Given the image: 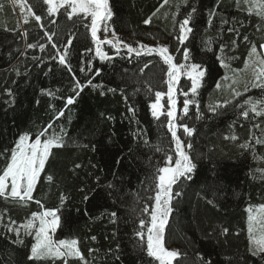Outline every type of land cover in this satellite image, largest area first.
Wrapping results in <instances>:
<instances>
[{"label": "trees", "instance_id": "trees-1", "mask_svg": "<svg viewBox=\"0 0 264 264\" xmlns=\"http://www.w3.org/2000/svg\"><path fill=\"white\" fill-rule=\"evenodd\" d=\"M25 3L41 15L39 23L30 15L25 23L24 16L28 13L22 12L15 0H0V152L12 147L19 134L28 132L34 138L50 123L49 135L62 136L65 146L52 149L33 201L22 206L15 200L0 197V264H52V261H29L33 238L24 236L21 229L24 243L13 244L16 236L6 227L10 220L16 221L12 227H19L32 212L41 211L35 200H40L46 208L60 209L61 227L55 238L77 239L88 264H149L150 258L137 247L134 233L139 219L147 218L142 212L145 204L153 203L148 199L154 195L149 185H153L156 167L164 166L165 152L172 155L174 149L164 126L166 117L154 119L149 107L155 91L167 90L164 83L167 66L156 54L137 57L122 49L116 55L109 45L103 47L112 59L101 61L95 55L90 31L84 26L90 19L69 20L63 9L55 16H48L42 0H25ZM161 4L163 0H110L114 15L108 23L126 43L134 47L138 42L168 45L179 61L182 56L176 49L182 46L174 39L177 29L173 16L179 21L193 7L197 9L191 21L194 31L184 46L191 50L195 62L207 68L194 98L202 118L196 119L197 106L191 105L182 122L195 132L190 138L181 135V139L193 145L191 155L197 168L191 180H182L175 188L182 194L172 202L173 212L165 231L166 247L181 252L178 264H204V261L264 264V259L249 251L247 232V209L264 204V143H256L257 139L264 140V116L250 112L245 119L239 107L248 108L243 102L249 97L264 98L262 89L250 88L244 92V83L252 79V73H244L250 45L255 43L258 51L264 52L259 49L264 43V18L255 11L249 13V5L243 0L239 3L219 0L218 6L217 0H187V4L183 0H169L162 8ZM157 8L160 11L152 16ZM212 9L217 15L209 25L208 14ZM150 16L151 22L145 24ZM222 19L229 23L222 24ZM229 27L238 29L239 34L228 32ZM25 31L27 36L22 35ZM45 32L55 34L53 43L61 51L72 40L68 56L71 73L51 58L56 55V49L51 47ZM100 35L103 38V33ZM208 39L214 41L212 51L202 43ZM29 43L43 44L45 48L30 49ZM221 43L227 45L224 55L235 57L228 61L227 69L217 60ZM89 48L93 51L86 52ZM89 61L91 72L87 71ZM145 64L149 66L144 68ZM81 68L85 71L81 72ZM95 69L101 70L99 75H95ZM242 73L243 81L225 84ZM225 76L230 79L224 80ZM89 79L91 85L87 84ZM77 80L85 85L82 91L76 87ZM217 83L221 84L220 88L216 87ZM180 87L182 90L190 87L186 77L181 78ZM233 89L243 95L234 97ZM69 97L74 99L71 105L67 104ZM177 99L179 113L185 97L178 93ZM226 100L231 103L215 113L210 111V105L223 104ZM129 107L135 109L134 116ZM61 111L64 115L57 119ZM181 133L182 129L178 135ZM233 135L238 139H225ZM145 139L148 144L144 143ZM245 143L249 148L241 147ZM157 145L164 151H155ZM3 164L0 160V167ZM47 175L53 176L52 182L47 181ZM61 194L66 197L63 204ZM112 212L117 214L115 223L111 222ZM224 228L228 229L226 235L222 234ZM70 264L83 262L72 259Z\"/></svg>", "mask_w": 264, "mask_h": 264}, {"label": "snow or ice", "instance_id": "snow-or-ice-1", "mask_svg": "<svg viewBox=\"0 0 264 264\" xmlns=\"http://www.w3.org/2000/svg\"><path fill=\"white\" fill-rule=\"evenodd\" d=\"M21 7V11H26L28 15L24 16V22H28V16L34 17L38 23L42 20L41 15H37L30 5L25 3V0H15ZM249 7L247 11L252 13L256 12V15L264 18V0H243ZM169 0H163V4L160 7H164L168 4ZM183 3L187 4V0H183ZM239 3V0H237ZM42 4L46 5V11L48 16H55L60 13L61 9L64 10L67 18L72 20L73 17L81 18L84 21L90 19V23H85V27L89 29L91 34V40L94 44L95 55L99 57L101 61L111 60L112 57L104 50V45H109L115 49L116 55H120L121 50L124 49L131 55L140 57L142 55H158L163 64L167 66L166 79L164 83L167 86L166 91H155L154 99L150 103L151 115L154 119L159 120L161 116L166 117L167 131L170 133L171 141L174 143V149L172 155L165 152L164 166H157L154 174L153 185H149V190L154 192L153 196L148 199L153 203L151 205L145 204L142 209L143 213L147 214V218L139 219V227L135 231L134 235L138 238L137 247L146 254L149 259V264L155 261L156 264H174V261H179L181 252L175 249H169L166 247L165 231L169 223L170 215L173 212V200L175 197H179L182 193L175 191V188L179 186L182 180H191L192 174L197 168L195 158L191 155L193 145L190 141L181 139V135L185 137H192L195 129L190 127L187 123L182 122L183 117H187L189 114L190 106H197L196 119H201L202 114L199 113V106L194 99L198 95V90L202 86V82L206 76L207 68L197 63L192 59L191 50L184 46L186 41L189 40L190 35L194 29L191 24L193 15L197 9L193 7L182 20L176 21L175 15L173 16L174 27L177 29V34L174 39L182 48H177L176 51L181 53L182 59L177 60V57L170 52L169 46L165 44H157L156 46H149L138 42V46L134 47L132 44L126 43L119 36H117L115 30L111 28L109 21L113 18V11L110 6V0H42ZM219 0H217V6ZM2 7V6H0ZM160 9L157 8L156 12H153L152 16H155ZM208 24H212V19L217 15L215 9L209 11ZM152 16L144 21L145 24L151 22ZM55 23V21H52ZM222 24L229 23L228 20L222 19ZM43 28V24H40ZM259 30V29H258ZM228 32H235L239 34V30L234 27H229ZM100 33H103L101 38ZM111 33V38H109ZM23 36H27V32L22 33ZM48 42L53 49H56V55L51 57L53 60H58V63L65 66L71 73L72 67L68 61L69 48L72 45V40L69 39L64 47L63 51L57 48V45L53 43V34L45 32ZM244 40L248 41V37L244 36ZM205 48L208 51H212V44L214 41L208 39L203 41ZM233 47L236 46V41L232 42ZM39 47L42 51L45 46L43 44H27V48ZM227 45L219 44L218 51L220 55L217 56L221 67L230 68L228 61L235 57H227L224 55ZM260 50H264V43L259 45ZM91 52L93 49L89 48L85 50ZM35 59V58H34ZM89 67L87 71H92L91 61L88 62ZM149 65L145 64L144 68ZM251 69L252 79L244 83V92H248L250 88L264 90V52L258 51L257 45L252 43L248 52V58L244 63V70ZM81 72L85 69L81 68ZM100 69H95V75L100 74ZM144 69H141L143 72ZM234 73L237 70H233ZM182 77H186L190 82V87L187 90H182L180 87V81ZM75 78V77H74ZM224 80L230 79L225 76ZM238 81L232 79V84H236ZM87 84L91 85L92 80L89 79ZM85 85L76 81V87L81 91ZM93 87H99L100 85H92ZM217 88L221 87L220 83L216 84ZM231 87V85H229ZM109 91H115V89H109ZM149 93H152V88H148ZM234 97H240L243 95L240 91L232 90ZM178 93L183 95L182 109L178 113ZM103 94V93H102ZM8 95L12 93L8 90ZM51 95V93H49ZM79 95V92H77ZM166 98V100H165ZM127 101V97H125ZM165 100V103H162ZM74 102L73 97L67 99V104L71 105ZM231 101H224L223 104L217 103L210 105V111L216 112L218 108L226 107ZM244 105H248V108H244L243 105H239L242 111V115L245 119L249 117L250 112L256 116H264V98L252 99L249 97L244 100ZM129 112L135 115V109L129 107ZM63 111L57 114V119L63 116ZM255 127H259L256 125ZM52 128L50 123L46 128L33 136L24 132L19 134L13 142L12 147L5 148L0 152V160L4 161L2 167H0V197L5 199H12L22 206H26L28 202L34 200L33 193L36 189L38 182L40 181L41 174L45 171V165L52 153V149L64 147V141L62 136L55 133L49 135V129ZM182 129V133L178 135V132ZM43 137V139H42ZM225 139L237 140L238 137L233 135L231 137H225ZM145 144H148V140L145 139ZM257 144L264 143V140L257 139ZM243 148H249V144L245 143L241 145ZM155 151H164L159 145L155 146ZM80 167L79 164L76 165ZM47 181L52 182L53 176L47 175ZM99 179V178H97ZM112 187L111 184L108 185ZM66 197L61 194V203L65 201ZM88 197L85 196V200ZM35 203L39 206L41 211H34L30 214V218L25 223L19 225V227H12L16 221L10 220V224L7 227L9 232H13L16 239L12 241L13 244H23L24 240L21 238V229H23L24 236H31L33 243L30 246V254L27 259L29 261H55L60 260L62 264H70V260L77 259L82 261L83 264H88L83 253L79 247V241L77 239H56L55 234L61 227V216L59 214V208H46L40 200H35ZM212 203V201H209ZM248 215V240L249 251L253 256H260L264 259V204L259 205L258 209L249 207L247 209ZM116 212H112L111 222H116ZM2 219V217H0ZM257 225L259 226L257 235ZM227 228L223 229L222 234L226 235ZM95 240V237H92ZM90 252L93 250H89ZM116 252L119 253V245H117ZM119 255H116V259L119 260ZM203 260V257L200 256ZM204 264H211V261H204Z\"/></svg>", "mask_w": 264, "mask_h": 264}, {"label": "rangeland", "instance_id": "rangeland-1", "mask_svg": "<svg viewBox=\"0 0 264 264\" xmlns=\"http://www.w3.org/2000/svg\"><path fill=\"white\" fill-rule=\"evenodd\" d=\"M111 38V37H110ZM264 51V50H263ZM245 74H247V73H251V69H249V70H247V71H245L244 72ZM245 76L243 75V73L240 75V77L238 78V79H236L237 81H238V83H239V81H243V78H244ZM232 80H228L225 84H227L228 82H231ZM237 84V83H236ZM229 85H226L225 87H227V88H229L228 87ZM43 139V138H42ZM256 209H258V207L256 208ZM258 228H259V226L257 225V235L259 234V232H258ZM176 250V249H175Z\"/></svg>", "mask_w": 264, "mask_h": 264}]
</instances>
